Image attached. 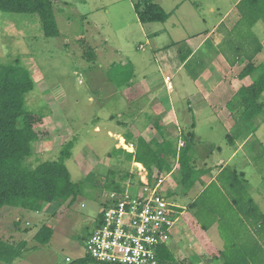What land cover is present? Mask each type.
<instances>
[{
    "label": "rangeland",
    "instance_id": "1",
    "mask_svg": "<svg viewBox=\"0 0 264 264\" xmlns=\"http://www.w3.org/2000/svg\"><path fill=\"white\" fill-rule=\"evenodd\" d=\"M52 1L59 37H46L37 15L0 12V62L20 58L29 68L36 89L26 96V106L44 115L35 127L39 140L29 162L36 166L57 160L63 147L73 141L67 166L72 180L82 182L84 188L72 205L48 204L40 212L11 207L0 211V238L27 241L30 249L27 258L32 261L29 264H70L85 257V240L95 230V222L110 194L106 182L114 179L120 182L127 172H133V163L125 155L114 153L119 140L109 137V131L121 129L116 122L121 119V109L128 104L127 97L116 91L126 83L121 82L125 78L122 73L129 70L131 74L132 70L138 81H149L151 85L132 86L135 96L130 95V100L136 103L168 102L158 93L171 88L164 83L169 76L174 87L173 103L187 104L185 98L195 93L196 88L194 78L186 71L193 70L195 77L205 68V62L212 63L214 53L209 43L193 53L185 70L177 67L193 51V46L218 25L221 14L235 8L234 0H159L169 19L142 24L135 10L138 0ZM252 31L255 38L246 40L255 48L257 42H264L263 17ZM219 32L223 33L222 27ZM220 46L217 51L221 53ZM210 52L209 60L206 54ZM124 60L132 65L123 69ZM214 75L219 78L217 73L213 72ZM213 97L212 94L210 103ZM206 113L202 119H207ZM256 119L264 121V106ZM223 132L222 127L214 125L215 142L221 140ZM120 141L124 149V141ZM251 148L253 151L249 153ZM245 152L255 160V166L247 174L254 186L264 189V122L256 138L247 143L234 162L239 163ZM139 169L137 176L147 182L146 170ZM136 178L132 179L137 181ZM168 201L173 203L174 199L170 197ZM44 225L54 228L47 246H41L34 238ZM222 233L228 234L225 230ZM204 258L212 264V256Z\"/></svg>",
    "mask_w": 264,
    "mask_h": 264
},
{
    "label": "crops",
    "instance_id": "2",
    "mask_svg": "<svg viewBox=\"0 0 264 264\" xmlns=\"http://www.w3.org/2000/svg\"><path fill=\"white\" fill-rule=\"evenodd\" d=\"M234 1L235 8L230 7L226 13L221 14L218 25H215L211 33H207V38L193 46V51L177 67V70H185L193 53L200 52L202 46L209 43V48L214 53L212 63L209 65L205 62V68L196 73L195 77L193 70L186 71L194 78L196 88L195 93L185 98L184 102L186 101L187 104L182 106L173 103L171 97L174 94L173 86L172 89L167 87V90H159L158 94L168 99L165 103L159 101L142 105L130 100V95L135 96L133 85L143 83L147 87L151 86L149 81H138L135 74L130 82L125 83L127 85H121L124 87H118L116 90L127 97L128 103L121 109L119 113L121 119L116 122L117 127L121 128L116 132L120 134L109 131L111 134L109 137L119 140L114 150L120 155L123 154L120 139L124 141L126 151L135 152V147L124 137L127 133L135 139L142 137L147 142L163 143L164 139L178 140L179 149L180 143L184 144L182 134L190 132L195 125L192 164L199 175L195 183L189 189L181 184L177 159H173L172 171L162 176L165 179L163 192L167 199L170 197L174 199L171 204L177 211V221L171 241L159 252L161 264L174 262L209 264L205 256L213 257L212 264H225L223 253H229L234 249H240L242 255L250 258L251 261L259 255L258 244L264 243L262 230L264 227L261 226L264 223V189L254 186L247 174V170L255 166V160L245 152L239 163L234 162L244 151L247 143L256 138L264 121L256 118L241 119L242 105L234 106L230 103L242 87L253 84L254 78L251 75L240 77L245 63L240 62L231 66L225 56L217 51L224 38V31L222 30L223 33L220 34L219 29L224 27L226 31L232 30L240 19L238 5L241 0ZM260 44L264 46V42ZM211 52L206 54L209 60ZM202 58L199 57V60ZM128 62L130 61L124 60L122 65L126 66ZM197 63L200 65L199 61ZM258 63L264 64V49L257 57ZM213 72L217 73L219 78L212 76ZM212 94L215 98L213 97L210 103ZM205 113L208 120L201 117L202 114L205 116ZM214 125H219L225 131L219 142H215L217 137L214 133ZM250 151L249 153H252L253 148ZM134 166L144 169L139 163H133L132 167ZM233 173H236L237 178ZM257 175L259 177V172L255 171V176ZM239 176L241 179L238 178ZM222 230L228 234H223ZM9 239L14 240V238ZM28 250L30 249L27 247L23 257L13 264L32 263L27 258ZM0 264L5 263L0 262Z\"/></svg>",
    "mask_w": 264,
    "mask_h": 264
},
{
    "label": "trees",
    "instance_id": "3",
    "mask_svg": "<svg viewBox=\"0 0 264 264\" xmlns=\"http://www.w3.org/2000/svg\"><path fill=\"white\" fill-rule=\"evenodd\" d=\"M158 1L138 0L136 2L135 10L140 23H162L169 19V14ZM238 11L240 19L232 30L226 31L222 27L224 38L220 51L231 66L240 62L245 63L240 77L251 75L254 78L253 84L242 87L230 102L234 106L242 105L241 119L252 120L261 114L264 106L262 98L264 97V64H257V57L264 46L258 43L255 48H252L246 38H255L252 30L260 18L264 19V0H241ZM0 12L37 15L46 37L60 36L52 0H0ZM231 52L233 53L229 56L228 53ZM91 54L95 55L93 51ZM131 65V62H128L122 68L125 69ZM133 74L132 70L131 74L129 70L127 73L123 72L122 75L125 78L121 82H130ZM35 89L36 82L29 68L20 58L8 63L0 62V211L4 207H11L40 212L48 204L69 203L72 205L83 194L82 182L72 180L67 166V161L71 158L73 141L63 147L57 160L44 161L36 166L29 162L34 155V144L39 140V133L35 127L44 116L29 110L26 106V96ZM194 128L195 125L190 132L182 134L184 144L179 149L178 140L164 139L163 143L147 142L142 137L135 139L127 133L124 137L135 147V152L130 153L124 149H121V152L128 162L143 165L151 186L159 177L172 171L173 159H177L181 184L189 189L199 176L192 164L195 146ZM114 153L118 154L115 150ZM139 171L140 169L134 166L133 172L131 174L127 172L120 182L114 179L107 181L105 185L108 186L110 193H124L130 186L133 191H137L143 185L142 180L137 176ZM228 171L230 172L229 168ZM233 176L237 178L236 173H233ZM132 178H136L137 181ZM101 218L102 213L95 222V228L99 226ZM261 226L264 227V223ZM262 230L264 233V228ZM53 235L54 228L44 225L34 238L41 246H47L51 243ZM27 245L28 242L25 240L19 242L0 238V262L13 264L21 259L27 250ZM161 249L164 250V247ZM161 249L159 252L162 251ZM241 252L240 249H234L229 253H223L225 264H264L263 242L258 244L257 254L259 255L251 261ZM160 256L161 253H159ZM70 264L101 263L87 254Z\"/></svg>",
    "mask_w": 264,
    "mask_h": 264
},
{
    "label": "built area",
    "instance_id": "4",
    "mask_svg": "<svg viewBox=\"0 0 264 264\" xmlns=\"http://www.w3.org/2000/svg\"><path fill=\"white\" fill-rule=\"evenodd\" d=\"M165 82L172 88L171 77ZM164 182L159 177L153 186L147 180L137 191L130 186L110 193L99 226L85 241L87 254L101 264H161L159 251L171 241L177 221Z\"/></svg>",
    "mask_w": 264,
    "mask_h": 264
},
{
    "label": "clouds",
    "instance_id": "5",
    "mask_svg": "<svg viewBox=\"0 0 264 264\" xmlns=\"http://www.w3.org/2000/svg\"><path fill=\"white\" fill-rule=\"evenodd\" d=\"M168 200V199H167ZM174 206V205H173Z\"/></svg>",
    "mask_w": 264,
    "mask_h": 264
}]
</instances>
